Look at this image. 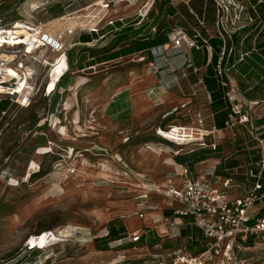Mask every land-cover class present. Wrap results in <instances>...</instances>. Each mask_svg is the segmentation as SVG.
<instances>
[{
  "label": "rangeland",
  "instance_id": "1",
  "mask_svg": "<svg viewBox=\"0 0 264 264\" xmlns=\"http://www.w3.org/2000/svg\"><path fill=\"white\" fill-rule=\"evenodd\" d=\"M33 1L15 9L16 0H0L5 11L0 25L15 22L9 34L23 38V44L31 38L19 20L41 24L62 50L27 49L26 65L35 70L33 98L22 106L9 100L0 114V264H171L182 252L197 253L200 246L176 237L184 221L180 225L172 212L167 214L166 192L181 182L177 165L171 166L175 155L203 141L188 109L201 110L206 129L213 124L204 88L194 85L202 72L196 76L187 70L183 77V58L176 56L106 61L111 28L134 20L145 0L108 7H100V0ZM91 33L97 40L79 43L80 36ZM69 51L74 67L67 65ZM195 58L197 66L207 59ZM1 72L2 85L20 84L15 87L20 90L24 83ZM190 98L199 108L193 102L185 109ZM176 110H186L189 117L173 118ZM179 127L192 131L187 135ZM238 130L220 133L223 156H232L247 141ZM114 220L123 223L126 236L98 251L96 241ZM134 232L143 241L133 247L129 236ZM242 257L248 260L251 254Z\"/></svg>",
  "mask_w": 264,
  "mask_h": 264
},
{
  "label": "built area",
  "instance_id": "2",
  "mask_svg": "<svg viewBox=\"0 0 264 264\" xmlns=\"http://www.w3.org/2000/svg\"><path fill=\"white\" fill-rule=\"evenodd\" d=\"M44 2L48 3L47 0ZM137 2L100 0L99 4L100 7H108L109 4L132 6ZM142 8L134 19L137 25L149 22V35H160L166 41L149 49L147 56L138 55L143 60L149 57L153 61L182 57L183 77L187 76V70L190 75L202 72L194 85L203 86L208 104L212 101L203 78L207 66L212 65V57H216L213 78L225 91L224 99L228 104L225 125L222 129L212 127L210 131L204 130L205 117L200 110H195L193 123L203 138V141H198V146L217 153L222 140L220 133L236 128L247 140L232 156L202 161L193 172L186 166L177 165V177H181V182L178 186L170 185L166 192L171 212L174 218L179 219L180 225L183 219H187L191 227L200 231L203 250L193 256L182 252L174 257L171 264H264V123L259 122L264 118V99L248 101L229 76L230 70L244 56L251 52L258 54L255 45L258 36L264 35V0H145ZM19 21L31 38L23 44H18L23 42V38L17 39L18 36L9 34V28L15 27V22L5 27L0 25V55H13L15 58L7 62L0 57V87L6 90L0 92V96L22 106L23 102L29 104L36 88L35 70L26 65L27 57L31 55L27 56L25 52L28 48L61 51L62 46L57 40L55 43L50 40L41 24ZM147 40L144 38L142 41ZM21 54L26 56L25 59ZM195 55L207 57L205 64L197 66ZM231 57L237 58L230 63ZM6 67L20 74V83L24 84H21L19 92L15 93L16 85L1 84L4 76L1 71ZM233 81L236 88L232 87ZM235 90L239 93L234 97L231 94ZM190 96L195 97V92ZM213 117L214 113L210 112L208 118ZM178 129L187 135L192 131L184 127ZM172 130L170 128L169 132ZM209 137L212 139L207 141ZM235 137L236 134L232 133L233 143L236 142ZM139 210L137 215L143 218L142 209ZM165 221L170 222L169 219ZM172 223V226H180L175 221ZM176 236H180L179 230ZM141 238L139 232H134L129 236V242L139 243ZM186 239L192 240L191 237ZM246 253L251 254L248 260L242 257Z\"/></svg>",
  "mask_w": 264,
  "mask_h": 264
},
{
  "label": "trees",
  "instance_id": "3",
  "mask_svg": "<svg viewBox=\"0 0 264 264\" xmlns=\"http://www.w3.org/2000/svg\"><path fill=\"white\" fill-rule=\"evenodd\" d=\"M25 0H16L14 3L15 9L19 7L21 4H23ZM0 5V16L4 14V9ZM261 12V9H259ZM262 17H264V13H262ZM150 23L145 22L142 25H137V20H132L130 22H127L125 24L122 23H115L114 27L111 28L110 31V38L111 42L108 46H110V50L105 53L107 55L108 60H115L120 57H126V56H132V55H138L139 53L143 54L144 56H147V51L157 44L164 43L166 39L160 35L157 36H150L148 33V30L150 28ZM255 34V30L252 32V36ZM97 34L91 33L87 35H82L79 37V43L86 46V44L91 43L93 40H97ZM141 36V37H140ZM144 38H147V41H142ZM88 48V47H86ZM255 49L257 50L256 54L255 52H251L247 56H244L242 61L240 63H237L233 69L230 70L229 75L231 74V78L236 82L237 88L241 95L247 99L248 101H255L264 99V59H262L260 56L264 57V35H259L256 40ZM92 52V51H91ZM101 54V53H100ZM104 56V55H103ZM102 57L101 55H96V58ZM237 58V57H236ZM235 58V59H236ZM66 59L68 62V65L70 67L75 66L74 59L72 58L70 51L66 54ZM232 57L230 58V63L235 61ZM216 62V57H212V65L207 66L206 73L203 78L204 86L206 90L210 93L211 96V104H209L210 112L214 113V117L212 120V126L209 129H206L204 127V130L210 131L212 127H215L216 129H222L225 125V119H226V110L225 108L228 106L227 102L224 99L225 91L217 86L215 79L213 78V65ZM82 69V68H80ZM242 79H246L247 86L242 85ZM0 114L1 112H4L7 105L9 104V98L8 97H1L0 96ZM194 102V106L198 107L197 100L192 99L189 104L186 106H189ZM207 107V106H206ZM196 108V109H197ZM208 108V107H207ZM184 109V108H182ZM180 109V110H182ZM186 110L183 112H179V110H176V112L173 114H179L175 115L173 118H184L189 117V115L186 113ZM189 110V111H188ZM188 113L192 115L194 113V109H188ZM192 111V112H191ZM201 111V110H200ZM192 113V114H191ZM187 114V115H186ZM260 123H264V118H262ZM219 148L217 150V153L212 152L211 150L203 147H198L196 149H191L188 151H185V153L181 155H177L174 157V162L177 165L186 166L190 171L193 172L194 166L198 163L205 161L207 159L212 158L214 155H218ZM171 211H168L167 214H170ZM184 223L182 230H180V236L187 238L191 237V241H186L188 245L192 246H200V250L195 253L189 254L196 255L200 253L203 250V239L201 236L200 231L195 228L191 227L189 225V220L183 219ZM108 233L105 237L101 238L99 241H96L99 243L96 244V249L98 251H106L108 250V244L110 242H114L117 240H121L126 236V229L123 225V223L119 220L111 221L108 224ZM199 233V235H198ZM179 236V237H180ZM178 237V236H176ZM157 242L159 239H156ZM155 243L150 244L154 245ZM141 241H143V238H141ZM140 241V242H141ZM137 243H131L133 247ZM141 244L140 246H143ZM30 246V245H29ZM32 252H40V249L31 248L28 249Z\"/></svg>",
  "mask_w": 264,
  "mask_h": 264
},
{
  "label": "crops",
  "instance_id": "4",
  "mask_svg": "<svg viewBox=\"0 0 264 264\" xmlns=\"http://www.w3.org/2000/svg\"><path fill=\"white\" fill-rule=\"evenodd\" d=\"M195 57H200V56L195 55V56H194V59L196 60ZM134 102H135L134 99H133L132 101H129V109H130V110H131V109H134V107H133ZM118 114H120V112H118ZM211 139H212V138L209 137V138L206 139V140H207V141H210ZM180 154H181V153H178V155H180ZM222 154H223V153L220 154V152H218V155H219V156L214 155V156L212 157V159H218V158L225 157V156H223ZM174 165H177V164H175V162L173 161L171 166H174ZM195 167L197 168V165H195L194 168H195ZM198 169H199V167H198ZM198 169H197V170H198ZM160 233H165V230H164V232H162V230H161Z\"/></svg>",
  "mask_w": 264,
  "mask_h": 264
},
{
  "label": "bare ground",
  "instance_id": "5",
  "mask_svg": "<svg viewBox=\"0 0 264 264\" xmlns=\"http://www.w3.org/2000/svg\"><path fill=\"white\" fill-rule=\"evenodd\" d=\"M34 38V37H33ZM21 43V42H18V44ZM57 62V61H56ZM61 63V61H58V64ZM60 66V64H59ZM7 73H9L8 75L10 77H12L13 79L17 80V81H22L20 75L17 74L16 70H14L13 68H5L4 69ZM16 85H19V84H16ZM20 88V87H19ZM20 90L19 89H16L15 93L16 92H19ZM130 220V219H128ZM176 223H178V221H176ZM68 233V232H67ZM68 235V234H67Z\"/></svg>",
  "mask_w": 264,
  "mask_h": 264
}]
</instances>
